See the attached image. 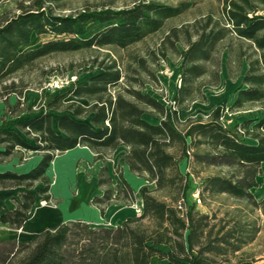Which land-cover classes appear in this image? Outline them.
Here are the masks:
<instances>
[{"label":"trees","instance_id":"trees-1","mask_svg":"<svg viewBox=\"0 0 264 264\" xmlns=\"http://www.w3.org/2000/svg\"><path fill=\"white\" fill-rule=\"evenodd\" d=\"M65 1L26 0L13 14H0V166L39 158L27 172L0 171V191L20 190L0 224L20 230L36 204L57 202L47 171L56 156L77 147L103 163L95 183L99 193L90 201L100 216L112 205L138 202L141 213L116 227L75 220L28 241L0 240V264H150L153 258L167 264H241L264 256V199L257 201L251 192L260 187L264 164V0H223L219 17L193 24L178 52V86L166 104L132 86L140 82L128 76L131 70L106 55L86 64L96 70L86 83L79 81L46 106H26L22 75L38 71L42 60L125 50L187 9L183 3L134 0L126 8L65 15L60 13ZM93 25L100 29L88 35ZM169 32L166 40L177 51L180 41ZM33 38L39 45L24 50ZM223 53L230 79L240 76L243 61L247 65L230 103L214 107L205 119L181 122L179 112L204 103L203 88L219 84ZM255 108L261 115L248 116ZM147 113L158 122L145 120ZM120 149L127 171L145 182L137 193L118 167L113 179L105 163ZM196 190L207 212L193 203Z\"/></svg>","mask_w":264,"mask_h":264},{"label":"rangeland","instance_id":"rangeland-1","mask_svg":"<svg viewBox=\"0 0 264 264\" xmlns=\"http://www.w3.org/2000/svg\"><path fill=\"white\" fill-rule=\"evenodd\" d=\"M26 0H0V14L9 13L13 14L16 11L17 4ZM134 0H66L63 3V7L60 11L61 14H73L82 9H94V8H112L120 9L130 7ZM160 3L169 6H178L183 3L187 6L186 11L178 18L167 20L161 31L148 37L141 43L131 46L125 50L120 49H108L99 51H90L83 53H75L70 55H57L49 57L38 63V71L31 74L22 75L23 79L27 81L28 88L24 91L22 96V102L26 106H33L38 108L39 106H46L56 95L62 94L61 92H50L43 90V85L52 78H59L61 75H74L77 76L80 84L86 83L88 77L95 73L88 64L91 58L97 57L98 60L106 58V55L111 59H115L119 62L122 69L131 70L128 72V76L136 78L140 82V86L132 83L135 88H141L143 93H147L162 104L170 102L174 96L175 90L179 81V59L178 52H180L185 43L187 33L192 32V26L195 22L202 21L205 16L212 15L218 17L221 12L220 4L217 0H156ZM99 26L93 25L88 29V35L98 31ZM173 30L174 37L178 38L180 43H175L174 51L169 46V41L166 40L167 35L170 34V30ZM171 39V40H172ZM40 41L33 38L31 44L24 48L28 50L35 48L39 45ZM161 52L165 54V57L161 56ZM225 56L222 61L224 63ZM138 61H142L144 68L139 67ZM39 70L47 72V74L40 75ZM65 75V76H66ZM240 80L235 82L228 79L225 68H222L220 75V82L216 86H206L203 88V93L206 97L204 103L194 102L189 106L187 111L179 112L178 119L183 122L188 117H195L197 115L205 119L210 111L219 104H228L233 97L234 90L239 85ZM138 86V87H137ZM9 102L13 104L15 97L8 98ZM83 103L82 101H79ZM3 105L0 103V113L2 112ZM248 116L255 117L259 113L257 110H251L247 112ZM145 120L150 123H156L158 120L149 115L148 113L143 116ZM244 119V115L239 117V121ZM77 157L62 156L58 157L55 163H53L49 170L48 176L51 180V192L53 196H57L63 200L58 207L55 206L59 203L52 202L49 204L38 203L39 206L45 207V210L35 213L37 220H51L57 214L62 216H77L80 212L89 211L88 205L89 198L96 194L95 183L98 170L102 166V162H94L89 152L82 151ZM124 150L120 149L112 153L106 160L109 173L112 178L115 179L114 171L117 167L120 169L123 177L129 183V185L137 193L138 189L145 185V182L136 176L130 174L125 167L122 154ZM35 159L32 157L27 160L26 165H8L10 170L26 169L32 166ZM182 170L183 165H182ZM206 172H202V175ZM259 180V188L253 190L255 199L260 200L264 197V167L261 169V176ZM18 189L0 191V213L8 211L13 205V199L17 198ZM198 210L201 212H207L201 204L198 206ZM34 215V216H35ZM35 222V221H34ZM29 229V228H28ZM0 225V235L4 233ZM260 250V249H257Z\"/></svg>","mask_w":264,"mask_h":264},{"label":"crops","instance_id":"crops-1","mask_svg":"<svg viewBox=\"0 0 264 264\" xmlns=\"http://www.w3.org/2000/svg\"><path fill=\"white\" fill-rule=\"evenodd\" d=\"M222 1L223 0H217V2L220 4V7H221L220 15L222 14ZM223 56L226 57L225 60H224V63L222 61ZM178 59H179V57H178ZM226 60H227V55L225 53H223L222 56H221L220 75L222 73V68L224 67L225 68V71H226V74H227V77H228L229 80H231L233 82H235L237 80H240V83H241L242 76L244 75V73H245V71L247 69L246 62L245 61L242 62L240 76L238 78L232 80V79L229 78L228 73H227ZM240 83H239V85H240ZM233 95H234V93H233ZM219 105H221V104H219ZM216 106H218V105H216ZM254 110H257L258 113H259V115H261L262 112L260 110H258L257 108H255ZM247 142L250 143V144H252L251 141H247ZM83 150H86L87 152H89V154L91 155V157L93 159L94 155L87 148L77 147L75 149H72L70 151L65 152L62 155L56 156L55 159H54V161L51 163V165L56 162V160L58 159V157H62V156L63 157L64 156H70L71 157L72 156V157L75 158L79 154L83 153L82 152ZM32 158L35 159V162H34V164L32 166H30V167H28L26 169H23L22 171H20V170L19 171L18 170H15V171L16 172H19V173H22V172H27L31 168H33L37 164V162L39 161V158L38 157H32ZM8 165H12V166L15 165L16 166L17 165V162L14 160L10 164H8ZM24 165H26V163L23 164V165H20V166H24ZM182 165H183V169L184 170H182ZM7 166H0V171L10 170V169L7 168ZM262 167H264V164L261 165V169H262ZM179 169H180V172L181 173H184L185 170H186V164L184 162L181 163L179 165ZM47 175H48V171H47ZM259 178L260 177L257 178V182L258 183H259V180H258ZM10 190H14V189H10ZM253 190H255V189H253ZM253 190H251L252 194H253ZM1 191H8V190H1ZM95 192H96V194L92 195L89 198L88 205L90 207V210L89 211H85V212H80V214L77 215V216H73L72 214L69 215V216H62L61 214H57L54 217V219H51V220H40L39 219V220L36 221V217L37 216L35 215V213H37L38 211L45 210L44 209L45 207H42V206H39L38 204H36L32 208L31 212L28 215L27 221L24 223L23 227L20 230H17V231L16 230H11V229H9V227L7 225L0 224L1 227H2V229L5 230V232L0 235V240H4V239L14 240V239H16L18 241H28L34 235H36L37 233H39L40 231H42L44 229L55 227V226H57L60 223H65V222H70V221H75V220L84 221L86 223L91 224L94 227H101V226L116 227L122 221H124L126 218H132V217L138 216L135 213V211L133 209V206H131V207H125V206L112 205V206H110V207H108L106 209L104 216L101 217L100 214H99V211L96 208H94V207H92L90 205V201H91L92 197L95 196V195H97L99 193L96 190H95ZM53 198L56 199L57 201L59 200V203L55 206V208L58 207L60 205V203L63 202V200L59 199L57 196H53ZM261 199H264V197H262ZM260 200H257V201H260ZM137 205L140 206V202H138ZM10 207L11 208L9 210H11L12 208H14V205H12ZM1 214H3V213H0V215ZM150 264H167V262L166 261H159L158 259L153 258V259H151ZM241 264H264V256L260 257L259 259L255 260L254 262H244V263H241Z\"/></svg>","mask_w":264,"mask_h":264},{"label":"built area","instance_id":"built-area-1","mask_svg":"<svg viewBox=\"0 0 264 264\" xmlns=\"http://www.w3.org/2000/svg\"><path fill=\"white\" fill-rule=\"evenodd\" d=\"M79 80L77 76L66 75L59 78H52L43 85V90L50 92L66 91L78 84ZM192 201L196 206H199L200 200L198 198V190L192 195ZM133 209L137 215L141 213V207L137 204L133 205Z\"/></svg>","mask_w":264,"mask_h":264}]
</instances>
